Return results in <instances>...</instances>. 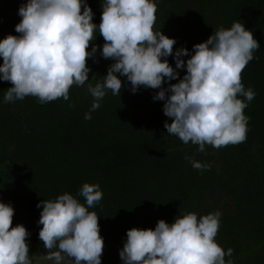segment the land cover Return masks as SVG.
I'll list each match as a JSON object with an SVG mask.
<instances>
[{"label":"trees","instance_id":"obj_1","mask_svg":"<svg viewBox=\"0 0 264 264\" xmlns=\"http://www.w3.org/2000/svg\"><path fill=\"white\" fill-rule=\"evenodd\" d=\"M102 2L87 0L97 25L89 51L99 47L87 61L89 81L73 85L67 101L58 98L41 103L29 95L5 103L12 84L0 80V201L15 209L13 227L23 224L30 233V259L48 252L39 239L42 207L37 204L69 193L87 206L80 191L88 183L99 184L103 192L101 201L88 208L99 217L105 241L101 264H125L120 251L132 228L155 229L160 220L171 224L188 212L201 217L204 197L212 195L217 186L234 204V212L223 217L218 231L219 245L225 251L233 249L225 260L264 264V0H154L153 30L176 40L173 55L162 58L173 68L176 50H189V56L182 57L186 63L194 45L234 22L244 24L260 44L242 72V84L255 97L251 102L238 97L248 105L244 109L249 117L247 138L220 149L206 144L207 154L199 152L198 145L168 134L164 125L172 119L164 114L166 101L153 99L160 89L141 86L133 93L125 77H121V93L106 90L100 107L91 111L90 120L85 119L94 102L88 84L101 82L114 63L102 56L105 41L98 30ZM25 3L0 0V40L19 35L16 25ZM177 71L182 79L187 69ZM178 82L166 79L162 87ZM186 156L210 167L195 169Z\"/></svg>","mask_w":264,"mask_h":264},{"label":"clouds","instance_id":"obj_2","mask_svg":"<svg viewBox=\"0 0 264 264\" xmlns=\"http://www.w3.org/2000/svg\"><path fill=\"white\" fill-rule=\"evenodd\" d=\"M102 9L98 26L105 41L102 56L114 63L101 82L88 84L94 102L85 119L90 120L91 111L100 107L106 90L121 93V77H125L133 93L141 86L160 89L153 99L166 101L163 111L172 119L164 125L168 134L198 145L199 152L207 154L206 144L220 149L246 140L249 117L244 109L248 105L238 97L248 102L255 97L242 84V72L260 48L251 30L240 22L228 29L221 27L193 46L186 63L182 57L189 56V50H176L173 68L162 58L173 55L176 40L153 30L154 0H103ZM19 15V35L0 40V80L12 84L4 102L29 95L41 103L58 98L67 101L73 85L89 81L87 61L99 47L89 51L97 32L92 8L87 0H27ZM185 67L186 75L179 79L177 69ZM166 79L179 82L164 88ZM185 159L198 170L210 167L188 156ZM80 195L87 206L69 193L37 204L42 207L39 239L48 250L46 259L55 264H62L64 255L74 258L75 264H101L105 241L99 217L88 208L101 201L103 192L99 184L85 183ZM14 212L11 204L0 201V264H32L27 242L30 233L23 224L13 227ZM220 217V211L199 218L188 212L171 224L160 220L155 229L132 228L120 257L125 264H233L225 260L233 249L225 251L215 239Z\"/></svg>","mask_w":264,"mask_h":264},{"label":"rangeland","instance_id":"obj_3","mask_svg":"<svg viewBox=\"0 0 264 264\" xmlns=\"http://www.w3.org/2000/svg\"><path fill=\"white\" fill-rule=\"evenodd\" d=\"M234 204L229 194L221 189L219 186L216 187L215 192L212 195H207L202 201L201 213L202 216L215 213L216 211L221 212L220 223L223 217L230 211L234 212ZM201 216V217H202ZM219 231V230H218ZM216 241H219V232ZM63 255V254H62ZM47 251L45 253L37 254L33 257L32 264H55L54 261L46 259ZM62 264H75V261L64 256Z\"/></svg>","mask_w":264,"mask_h":264}]
</instances>
